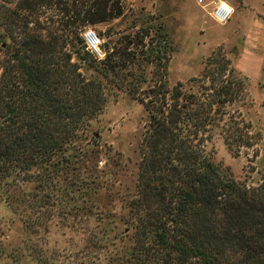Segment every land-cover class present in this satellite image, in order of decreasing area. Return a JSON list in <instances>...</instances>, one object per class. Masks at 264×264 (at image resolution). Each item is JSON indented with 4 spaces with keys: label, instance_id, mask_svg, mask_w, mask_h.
<instances>
[{
    "label": "trees",
    "instance_id": "16d2710c",
    "mask_svg": "<svg viewBox=\"0 0 264 264\" xmlns=\"http://www.w3.org/2000/svg\"><path fill=\"white\" fill-rule=\"evenodd\" d=\"M54 3L66 5L59 24L43 10ZM119 3L19 0L13 7L0 0V38L7 39L0 40L4 201L33 236L48 231L49 218L74 231L90 224L79 253L29 238L9 254L10 264H264V179L256 186L235 179L216 163L213 148L217 137L238 154L255 146L251 125L235 108L248 97V79L225 62L190 88L170 87L161 73L168 52L150 26L140 43L110 52L104 44L106 56L97 59L82 35L121 17ZM150 65L158 70L151 80L129 70ZM120 93L142 104L150 120L135 189L113 198L116 172L101 169L88 135ZM111 205L121 214H110ZM121 225L128 232L119 237Z\"/></svg>",
    "mask_w": 264,
    "mask_h": 264
},
{
    "label": "rangeland",
    "instance_id": "374dc122",
    "mask_svg": "<svg viewBox=\"0 0 264 264\" xmlns=\"http://www.w3.org/2000/svg\"><path fill=\"white\" fill-rule=\"evenodd\" d=\"M72 1L65 0L69 4ZM11 2V6L14 7L19 0ZM119 2L115 9L123 10L121 17L88 27L94 29L104 40L107 52H110V48L125 47L131 41L134 45L140 43L143 28L150 26L151 36L168 52V55L162 53L164 56L162 65L164 63L167 69L162 67L161 73L167 78L170 87L182 83L190 88L192 79H203L210 70L218 69L225 62H231V67L248 79V97L235 108H240H237L241 114L240 118L251 125L254 135L252 141H255V146L238 154L231 150L222 138L217 137L213 142V148L216 163L223 170L228 171L235 179L247 182L248 185L260 184L264 179V77L251 78L239 66L237 67L238 61L242 60L244 55L243 40L240 37H232L230 24L217 23L209 15V10L204 9L198 0H119ZM63 8H66L65 4L59 6L54 3L45 5L43 10L46 17L53 18L59 24L64 18V14L61 13ZM68 18H65V21ZM0 40L7 41L2 38ZM148 40L149 38L145 39ZM78 60L77 57L76 61ZM129 70H133L138 76H147L149 80L158 72L152 65L144 66L141 70L139 67H129ZM205 79V85H209L210 81ZM149 120V115L142 104L129 94L120 93L118 98L110 99L105 112L91 124L88 141L95 142L96 148L101 152V169L116 172L117 184L112 189L113 198L114 194L117 195L120 191L125 193L135 189L141 161L140 148ZM5 188L0 186V264H10L9 254L29 238L43 244L45 248L67 252L68 255L83 250L89 223L82 221L81 224H76L74 228L77 231H74L65 227L60 218H49L48 231L43 228L33 236L26 230L21 216L14 214L4 201L2 195ZM110 194L108 193L109 196ZM108 212L119 215L122 210L119 205L118 207L111 205ZM78 222L76 220L74 224ZM125 228L123 225L120 226L119 237L128 232ZM28 264L35 263L29 261Z\"/></svg>",
    "mask_w": 264,
    "mask_h": 264
},
{
    "label": "crops",
    "instance_id": "0c3cea01",
    "mask_svg": "<svg viewBox=\"0 0 264 264\" xmlns=\"http://www.w3.org/2000/svg\"><path fill=\"white\" fill-rule=\"evenodd\" d=\"M233 4L236 14L229 23L230 32L244 45L237 67L251 78L264 77V0H235Z\"/></svg>",
    "mask_w": 264,
    "mask_h": 264
},
{
    "label": "built area",
    "instance_id": "2783aa9c",
    "mask_svg": "<svg viewBox=\"0 0 264 264\" xmlns=\"http://www.w3.org/2000/svg\"><path fill=\"white\" fill-rule=\"evenodd\" d=\"M199 4L208 9L209 15L220 25H227L233 19L236 9L235 0H198ZM86 50L99 60L105 58L104 40L92 28H88L82 35Z\"/></svg>",
    "mask_w": 264,
    "mask_h": 264
}]
</instances>
